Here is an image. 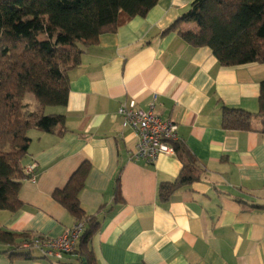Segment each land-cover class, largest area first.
<instances>
[{
  "label": "crops",
  "instance_id": "obj_1",
  "mask_svg": "<svg viewBox=\"0 0 264 264\" xmlns=\"http://www.w3.org/2000/svg\"><path fill=\"white\" fill-rule=\"evenodd\" d=\"M194 1L159 0L86 51L69 73L68 106L46 110L65 116L67 131L29 133L22 164L36 165L34 179L22 184L19 211L0 210V229L55 239L73 228L76 218L53 193L87 161L79 199L101 224L91 242L98 264H264V135L222 126L223 107L259 113L264 65L222 67L210 48H194L176 32L162 36ZM183 29L198 31L194 23ZM26 99L36 111L34 96ZM127 100L144 111L154 102L196 159L199 181L167 204L160 185L174 182L183 162L176 152L153 164L131 159L137 135L119 116ZM13 250L0 243V264H82L73 253L57 260Z\"/></svg>",
  "mask_w": 264,
  "mask_h": 264
},
{
  "label": "trees",
  "instance_id": "obj_2",
  "mask_svg": "<svg viewBox=\"0 0 264 264\" xmlns=\"http://www.w3.org/2000/svg\"><path fill=\"white\" fill-rule=\"evenodd\" d=\"M158 2L0 0V210L16 213L23 206L22 184L33 178L22 164L32 142L29 132L66 133L65 116L46 110L68 106L69 73L80 67L83 55L102 35L116 33L130 20L147 16ZM193 23L198 31L185 32L183 26ZM172 32L194 48H210L222 67L264 65V0H195L162 36ZM29 94L38 103L36 111L25 102ZM259 105L257 114L223 107V129L264 135V81ZM257 120L259 128L254 125ZM172 145L184 167L174 182L160 185L163 204L200 179L193 154L180 141ZM90 170V163L84 162L66 187L53 193L54 200L86 226L73 252L82 264H98L91 242L101 224L84 212L79 199ZM119 197L118 189L117 200ZM30 238L27 233L0 229V243L15 249L11 256L30 258L31 254L20 252Z\"/></svg>",
  "mask_w": 264,
  "mask_h": 264
},
{
  "label": "built area",
  "instance_id": "obj_3",
  "mask_svg": "<svg viewBox=\"0 0 264 264\" xmlns=\"http://www.w3.org/2000/svg\"><path fill=\"white\" fill-rule=\"evenodd\" d=\"M119 116L122 126L136 132L138 143L131 154L135 162L153 164L161 154H174L173 142L179 141L178 126L171 121H164L156 113L153 102L147 111L138 107L135 100H127L119 107ZM36 165L26 168V173L34 179ZM86 226L84 223H76L71 229H67L60 237L50 239L39 235L25 241L20 250L39 252L44 259L61 260L64 255L72 254L78 248L81 236Z\"/></svg>",
  "mask_w": 264,
  "mask_h": 264
},
{
  "label": "rangeland",
  "instance_id": "obj_4",
  "mask_svg": "<svg viewBox=\"0 0 264 264\" xmlns=\"http://www.w3.org/2000/svg\"><path fill=\"white\" fill-rule=\"evenodd\" d=\"M32 98H33V97H32ZM25 102H26V104H28V105H29V108H31V106H32L31 104H33V105H34V102H33V103H30L29 99H28V100L26 99V100H25ZM29 133H30V132H29Z\"/></svg>",
  "mask_w": 264,
  "mask_h": 264
}]
</instances>
